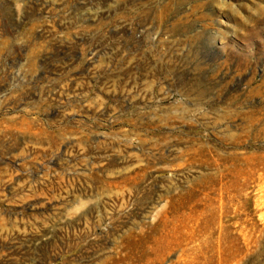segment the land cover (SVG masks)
<instances>
[{
  "label": "rangeland",
  "instance_id": "1",
  "mask_svg": "<svg viewBox=\"0 0 264 264\" xmlns=\"http://www.w3.org/2000/svg\"><path fill=\"white\" fill-rule=\"evenodd\" d=\"M0 264H264V0H0Z\"/></svg>",
  "mask_w": 264,
  "mask_h": 264
}]
</instances>
